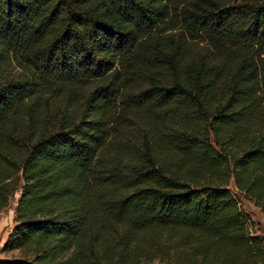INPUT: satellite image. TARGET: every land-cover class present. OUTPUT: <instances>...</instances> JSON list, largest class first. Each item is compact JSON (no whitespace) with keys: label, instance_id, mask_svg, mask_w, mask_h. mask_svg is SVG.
Returning a JSON list of instances; mask_svg holds the SVG:
<instances>
[{"label":"trees","instance_id":"1","mask_svg":"<svg viewBox=\"0 0 264 264\" xmlns=\"http://www.w3.org/2000/svg\"><path fill=\"white\" fill-rule=\"evenodd\" d=\"M15 197L0 264H264V0H0Z\"/></svg>","mask_w":264,"mask_h":264},{"label":"rangeland","instance_id":"2","mask_svg":"<svg viewBox=\"0 0 264 264\" xmlns=\"http://www.w3.org/2000/svg\"><path fill=\"white\" fill-rule=\"evenodd\" d=\"M58 100L62 101L61 99H58ZM69 104H70V107L75 108L74 106L76 104H81V100H77L76 102H69ZM229 187L232 191L236 190L233 180L230 182ZM18 197H15V199L10 202V205L6 209H4L0 214V259H5V260L21 259V255L19 251L4 253L2 250V247L5 241L7 240L9 233L14 227L15 215L13 214V211H15L16 200ZM241 202L243 204V209L245 210L246 213H248L249 217L252 219L255 225V228H254L255 232L257 234L264 235V224H263L264 217L260 209L256 207L253 202H250L247 200H241ZM152 264H164V263L155 261Z\"/></svg>","mask_w":264,"mask_h":264},{"label":"crops","instance_id":"3","mask_svg":"<svg viewBox=\"0 0 264 264\" xmlns=\"http://www.w3.org/2000/svg\"><path fill=\"white\" fill-rule=\"evenodd\" d=\"M13 214H14V211H13Z\"/></svg>","mask_w":264,"mask_h":264}]
</instances>
